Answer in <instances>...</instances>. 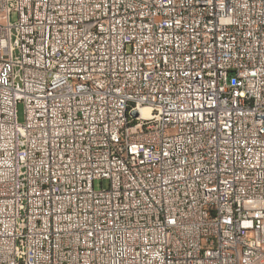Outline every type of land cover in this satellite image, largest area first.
Wrapping results in <instances>:
<instances>
[{
    "label": "built area",
    "instance_id": "2783aa9c",
    "mask_svg": "<svg viewBox=\"0 0 264 264\" xmlns=\"http://www.w3.org/2000/svg\"><path fill=\"white\" fill-rule=\"evenodd\" d=\"M0 264H264V0H0Z\"/></svg>",
    "mask_w": 264,
    "mask_h": 264
},
{
    "label": "rangeland",
    "instance_id": "374dc122",
    "mask_svg": "<svg viewBox=\"0 0 264 264\" xmlns=\"http://www.w3.org/2000/svg\"><path fill=\"white\" fill-rule=\"evenodd\" d=\"M15 19H16L15 14H12L11 15V21H14ZM17 117H18V120L20 122L23 120V106H22V104L17 105ZM95 186L98 187V184L96 183ZM103 186L107 187V183L103 182Z\"/></svg>",
    "mask_w": 264,
    "mask_h": 264
},
{
    "label": "bare ground",
    "instance_id": "6f19581e",
    "mask_svg": "<svg viewBox=\"0 0 264 264\" xmlns=\"http://www.w3.org/2000/svg\"><path fill=\"white\" fill-rule=\"evenodd\" d=\"M77 86H84V78H77Z\"/></svg>",
    "mask_w": 264,
    "mask_h": 264
}]
</instances>
